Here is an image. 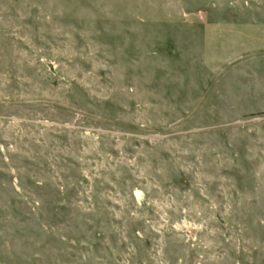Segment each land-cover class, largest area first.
Wrapping results in <instances>:
<instances>
[{"label": "rangeland", "instance_id": "obj_1", "mask_svg": "<svg viewBox=\"0 0 264 264\" xmlns=\"http://www.w3.org/2000/svg\"><path fill=\"white\" fill-rule=\"evenodd\" d=\"M0 264H264V0H0Z\"/></svg>", "mask_w": 264, "mask_h": 264}]
</instances>
